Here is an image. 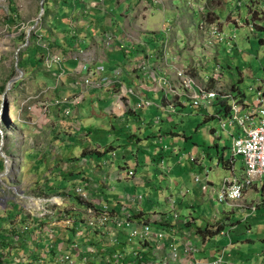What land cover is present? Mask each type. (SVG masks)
<instances>
[{"label": "rangeland", "instance_id": "1", "mask_svg": "<svg viewBox=\"0 0 264 264\" xmlns=\"http://www.w3.org/2000/svg\"><path fill=\"white\" fill-rule=\"evenodd\" d=\"M201 20L206 21L205 30L214 26L221 32L234 35L237 48L232 52H228L225 46L219 49L215 47L214 51L209 50L212 48L205 44L206 34L197 27ZM109 22H115V26ZM249 25H252V31H249ZM164 28L166 29L163 30ZM115 29L122 34L123 31L129 35L133 34V37L129 38L132 45L150 44L151 39H155L158 42V50L154 51V54L161 52L165 42H168L170 54L179 49L176 51L179 64L192 68V75L200 85L204 84L205 76H209L207 87L223 89L224 77L227 80L237 79L238 68L244 73H250L251 77H246L239 85L250 99L247 88L254 84L255 79L264 80V0H0V230L13 227L19 232L27 228L26 237L33 244L38 233L59 228L57 224L63 223L66 217L71 219L69 211L73 208L80 209L83 204V212L87 213L93 207L90 206L91 202L76 200V187L73 186L85 180L79 182L72 177L64 178L71 170L74 171V176L78 170H88L90 156H84L87 164L81 163L83 148L80 141H67L69 126L76 128L84 125L76 115L74 118L71 116L77 113L72 105L66 109L69 115H65L63 106L67 105L61 101L76 96L82 100L83 94L79 91L71 94L72 91L69 87L66 88L65 83L68 76L74 80L73 84L77 80L73 74L77 63H87L92 67L91 64H94L98 56L92 47L81 51L82 39L87 38L93 45L96 44L95 38L100 35L113 33L118 37L120 33L117 34ZM166 30L167 37L160 35L161 31ZM103 44L105 46V42ZM35 52L40 60L38 62L34 60ZM55 58L58 62H54ZM121 58L124 56L119 53L111 56V59L116 61ZM215 70L218 71L217 75ZM71 72L72 75H67ZM224 92H228V89L224 88ZM159 98L160 94L155 98L150 97L149 100L155 104L160 101ZM184 102L185 106L177 115L169 116V122L160 124L165 133L161 135L168 139V142L163 143L168 145L169 149H175L177 154L165 155L162 164L153 149L149 157L144 154L137 157L139 164L145 162L148 171L149 168L156 171L155 178L163 181L160 187L164 188L169 179L181 175L184 180L179 179V182H182L188 191H194L199 201L201 195L197 191V185L189 178V164H196L197 159L190 162V154H193V157L204 154L203 163L209 172V180L219 185L226 172L221 163L218 167L216 164L224 146L227 153L230 141L225 137L226 132L219 129V117L203 122L205 116H216L220 110L219 105L199 111L191 108L188 101ZM73 107L77 108V105ZM153 109H148V117L151 115L149 113L154 112ZM71 117L74 120L73 127L65 121ZM150 125L151 128L147 131L158 128L153 123ZM211 130L220 133V138L211 133ZM170 132L174 135L171 136ZM94 136L89 138L88 143L97 142L106 146L109 144L115 148L116 157L113 162L118 163L119 170L127 169L128 166L137 168L135 156L131 154H135L136 148L129 143L125 135L99 132ZM144 140L142 144H146L147 140ZM194 142L198 145L193 147ZM65 143L68 146H65ZM216 143L219 146V154ZM155 155L158 159L152 161L151 157ZM178 160H183L179 166L176 165ZM68 162L69 165L65 164ZM167 167L175 168L172 174L163 176L161 172L166 171ZM196 167L195 176L203 179L204 173L202 175L197 165ZM123 175L126 177L131 174L127 172ZM91 176L93 175L91 174L90 178ZM108 185L112 186L111 183ZM204 185L208 184L200 183V187ZM93 186L95 188L97 184ZM66 189H70L72 198L67 196L64 191ZM137 189L136 195L144 197L140 203L144 201L149 210L155 207L162 209L163 205L165 206L164 202L169 196V192H163L165 188ZM211 191L208 186L204 191L206 198H213ZM98 192L99 198H104L105 202L113 201L110 196L117 195L112 192L109 194L110 192L102 188H99ZM194 193L188 197L193 198ZM131 194H134V191ZM54 198L58 202H54ZM72 200L77 201L78 206L69 205ZM204 203L210 213L207 219L200 220V224L205 225L207 221L214 223L215 215L224 209L221 220H224L225 234L228 235L223 238L215 236L210 242L224 246L228 244L229 238H233L237 241L233 247L247 254H241L243 259H257L256 254L264 249L262 183L253 182L245 186L242 197L237 202L214 206L213 201L209 203L206 199ZM173 205L174 203L171 206ZM201 210V206L196 207L197 217H200ZM37 230L39 232H36ZM131 241L135 242L137 239L133 238ZM7 249L10 259L5 256L4 263H9L14 257L8 246L5 251ZM71 257L74 260L72 255Z\"/></svg>", "mask_w": 264, "mask_h": 264}, {"label": "crops", "instance_id": "2", "mask_svg": "<svg viewBox=\"0 0 264 264\" xmlns=\"http://www.w3.org/2000/svg\"><path fill=\"white\" fill-rule=\"evenodd\" d=\"M104 1V0H100ZM110 1V0H106ZM117 1V0H116ZM124 2V0H123ZM123 18V16H122ZM114 21L115 19H111ZM110 20V21H111ZM111 23V22H109ZM119 26V25H118ZM121 29V26H120ZM164 28L163 30H165ZM116 30V29H115ZM166 31H161L160 35L164 34L167 37ZM116 33L119 34L120 32L116 30ZM122 34V33H120ZM117 37L119 40L123 39V42L125 44V50L119 49L116 46H113L111 48H106L103 44L105 36L100 35V37L95 38V43L93 45L90 41H88L87 38L82 39L81 51L84 52L85 50L89 49L90 47L94 48V53H98V56L96 57V60L94 61V64H91L94 68L95 66L102 65L104 66L106 72H109L116 67H121L123 69L124 76L122 77V82L126 86L133 87L137 91L141 92L143 97L145 99H148L150 97L155 98L156 95L160 94V101L153 104L150 100V102L153 104L152 106H145L143 109L138 110L137 112L125 111L123 115H120L119 113H116L113 111V107H117L121 104H124L126 106H131L135 101H137L132 95H126V100L124 102H118L117 99H115L112 89L107 90L106 88H103L101 90H91L85 93H82V100L73 110H75L77 113L72 114L71 116L74 118V116H77V119L80 120V122H83L82 124L84 127L77 126L74 128L73 118L71 119H65L67 121V124H70L73 128H70L69 126V133L67 135V141L70 143L71 140H78L81 143L82 146V157L80 159L81 163L87 164L86 159H84V156H90V166L88 170H78L76 173V176L72 175L74 171H69L68 174L64 176L66 179H70V177L74 178L75 180H85L82 184L84 186V194L87 196V202H91L90 206H93V208H101L102 206L108 205L111 209L112 216L117 215L118 217L122 216H128L130 220L136 225L141 226L142 224L149 223L151 226L152 231L158 232L160 230H164L165 232L170 233L169 231H174L172 234V239L168 237V240L172 241L176 249L178 250V253L183 255L182 248L185 244L190 243L193 246L197 247L198 253L195 255V257L198 259L200 264H208L210 263L214 256L219 251H224V262L225 261H233L235 264H262L264 263V249L260 250L256 256L258 257L255 260L250 259H243L242 255L245 251H242L238 248L235 249L233 247L234 243L237 241H234L233 238H229L228 244H225L224 246H220L218 244L213 245L210 240L211 237H205L196 234L192 227L193 226H213L215 223L223 224L224 220H221L222 212H224V209L220 211L219 214L215 215V218L213 219L214 223H211L210 221H207L205 225L200 224V220H205L207 217H209L210 211L208 210L207 205L204 203L206 199L211 203L213 201V205H215L214 200L212 196H208L206 198L205 192L200 188L199 185L196 186L199 191L201 197L200 200H197L196 193L194 191H188V189L184 186V184L180 181H183L184 179L182 176L178 175L175 177V179H169V183L167 186H164V188L160 187L159 185L163 184V181L160 182L158 178H155L156 171H153L149 168V171L146 169L147 165L143 161L142 164H139L137 155L144 154V156H150L151 150H154V153L159 155L158 158H160V163L162 164V158L169 154V155H176L177 152L175 149H169L168 145H165L163 142H168L167 137L163 133V130H161V123L167 122V118L169 116L167 114H164L163 109L160 108L161 105H164L165 99H163V94L161 91H158L155 89L156 82L159 80L161 73L168 72L167 65L168 61L167 59H164L161 55V52H157V54L153 55H144V49L139 44H134L129 41L131 37H133V34L129 35L126 34L123 31V36L121 35ZM84 37V36H83ZM128 38V39H127ZM139 42V41H138ZM165 42V40H163ZM166 46H168V42H165ZM150 47V50L156 51L158 50V42L153 39H151V43L148 44ZM164 48V46H162ZM221 47V46H220ZM218 47V49L220 48ZM237 48V45L235 46ZM169 49V47H168ZM172 49V45H171ZM218 49L215 51L216 55L218 54ZM179 50V49H178ZM173 50L172 54H169V58L174 59L175 63L178 62V56L176 54V51ZM119 53L121 56L123 55L124 58L121 60H113L111 59V56L113 54ZM161 56V57H160ZM179 63V62H178ZM79 64L77 63V67ZM77 67L73 74L76 72ZM231 70V68L229 67ZM264 69V67H263ZM238 77L237 79H225L224 77V88L228 89L229 92L233 93L235 96L238 94H245L244 91H242L239 87L241 83L244 82L246 77H251L250 73H244L241 69H238ZM171 73V71H170ZM225 73V72H224ZM67 75H72V72ZM219 79V77H217ZM67 83H65L66 88L70 89L72 91L71 94L77 93V88H73L72 84L74 80L68 76ZM223 79V76H222ZM220 80V79H219ZM170 96H168L167 99H169ZM71 105L63 106V108L68 109V107ZM220 106V105H219ZM154 108L153 113L148 117V109ZM62 109V108H61ZM227 109V105L224 102V115ZM63 110V111H65ZM62 111V112H63ZM178 108V113H179ZM223 113L222 106H220L219 112L217 114L219 116L220 113ZM177 113V114H178ZM173 114V115H177ZM153 115V116H152ZM172 116V115H171ZM210 116H205L204 119L209 118ZM169 122V121H168ZM155 124L158 126L156 129L155 127L152 128L150 131H147V129L151 128L150 124ZM171 123V122H170ZM104 134H115L117 136L119 135H125L126 138H128L129 143L133 145L134 148H136L135 154L131 152L132 155L135 156L136 161V167L131 168L130 166L127 167V169L119 170L118 163L113 162L115 159L114 154V147H109V151L107 150L106 145H101V143L97 144H90L88 143L89 138L91 136H94L96 133ZM212 133V130H211ZM234 136H236L237 132L234 130L232 132ZM99 135V134H97ZM139 135V136H138ZM170 135L173 136L174 134L170 132ZM82 136V137H81ZM96 137V136H94ZM186 140L187 138L183 136ZM225 137L229 139V147L227 150V153L225 152V146L222 149L221 153H218V143H216V150L217 154H219V158L217 161L216 166L218 167V164H222V167L224 168L223 178H230L232 176H235L236 178H242L244 174V166L243 162L239 157H236L234 159V162L232 164L229 163V160L231 158L230 155V145L232 140L231 132H226ZM142 138V139H141ZM144 138L147 140L146 144L144 143ZM220 138V137H219ZM218 138V139H219ZM88 144V145H87ZM65 146H68L67 143L64 144ZM87 145V146H86ZM109 145V144H108ZM197 142L193 143V147L197 146ZM84 146V147H83ZM224 150V151H223ZM94 151V152H91ZM106 151V152H105ZM180 151V150H178ZM190 154V153H189ZM114 155V156H113ZM191 155V154H190ZM193 157V154L191 155ZM108 157V158H107ZM111 157L113 160H111ZM152 161H155V157H151ZM184 159L185 156L183 157ZM196 160V164H189L190 167V174L189 178L194 181V176L196 175V165L198 166L199 171H201V174L203 175V179L201 180H207L208 186L212 189L210 192L211 195H213L214 191L218 189L219 185L214 184L211 180H209V172H207V167L203 163L205 156L204 154L194 156ZM210 158V157H209ZM183 161V160H182ZM182 161L178 160L176 161V165H181ZM88 162V161H87ZM92 162V163H91ZM70 164V162L65 163ZM117 165V167H116ZM70 167V166H69ZM84 168V167H83ZM175 167H167V170L163 173V176H168L167 174H172V171H174ZM156 169V168H155ZM186 169V168H184ZM126 170V172H125ZM127 172H130L131 175H127L126 177L123 174H127ZM147 172V173H146ZM93 176L90 175L91 174ZM90 174V175H89ZM89 175V176H88ZM222 181V180H221ZM220 181V183H221ZM97 186L94 188V184ZM108 183H111V185H108ZM182 183V184H181ZM255 183H262V182H255ZM100 185V187H99ZM78 186V185H77ZM74 185L73 187H77ZM92 187V188H91ZM144 189V188H153V190H163V192H169V196L165 200V206L163 205L162 209H159L158 207L153 208L152 210H149L145 207V203H140V200L143 199L142 196L141 199H139L138 189ZM102 188L103 190L112 193H117V195L110 196L113 201L105 202V199L99 198L98 196V189ZM216 188V189H215ZM66 191L67 196H72L70 189L64 190ZM132 191H134V194H131ZM174 191H177L174 193ZM193 198L188 197V195L193 194ZM72 198V197H70ZM69 198V199H70ZM148 198V196H146ZM79 198L76 197V200ZM171 201L174 202V205L171 206L169 203ZM67 202V201H66ZM68 203V202H67ZM71 203V204H70ZM68 203L69 205H76L77 201L72 200V202ZM73 203V204H72ZM78 206V205H76ZM82 207L80 209L73 208L72 211H69L71 215V219L66 217V219L70 220L69 227L63 222H59L57 225L59 228H53V230H50L49 232L42 231V233H38V236H36V242L33 244H30L26 246L28 250L31 248L38 249V252H47L48 256L45 257V259L52 260L51 252L53 254V251L50 250V246L53 245V248L57 251V248L54 246V239L56 241V246L62 245L63 252H66L68 249V243H70L72 240H75V242L81 247H84L87 243L92 244L93 246L97 248H103L105 251H114L117 253H124L125 256L123 258V261H125L124 264L127 262H133L134 259L131 258L128 254L132 250H141V260L137 259L136 262L142 261L145 264H173L169 262V249H168V243H166L164 240H159L157 242H151L147 241L144 243H141L138 239L135 242H132L130 236L123 230L119 229L118 232L113 235V238H109V233L107 234L108 230H106L104 235H101L102 233L97 230H88L84 227L83 220L86 218V214L84 213V205L81 204ZM201 206V213L200 217H197L195 215L196 207ZM78 208V207H77ZM184 209L185 211H183ZM206 210L208 212L206 213ZM217 213V211H216ZM174 214L178 215V219L174 218ZM205 214V217H204ZM63 219V218H62ZM186 219L189 225L187 223H183V221ZM77 226L81 227L82 233L80 235H73V229ZM47 227V225H46ZM110 228L112 226H109ZM234 229V227H231ZM249 231V230H247ZM36 232H39L37 230ZM107 234V235H106ZM28 235V234H27ZM227 235L225 234V227H223L220 234L216 236H221L222 238ZM228 236V235H227ZM215 237V236H214ZM212 237V238H214ZM111 239V240H110ZM128 239V240H127ZM210 242V243H209ZM46 247V248H45ZM47 249V250H45ZM245 250V247L243 248ZM25 252V251H24ZM74 261L80 260L81 256L76 255L75 253L72 254ZM88 256V255H87ZM89 257V256H88ZM114 264V263H113ZM119 264V263H117ZM120 264H122L120 262ZM179 264V263H178Z\"/></svg>", "mask_w": 264, "mask_h": 264}, {"label": "built area", "instance_id": "3", "mask_svg": "<svg viewBox=\"0 0 264 264\" xmlns=\"http://www.w3.org/2000/svg\"><path fill=\"white\" fill-rule=\"evenodd\" d=\"M206 21L201 20L198 23L199 29L206 34L205 44L209 49L214 51L215 47L225 46L228 52H232L235 48V36L221 32L217 27L209 26L205 30ZM249 31L253 30L252 25L248 26ZM122 41V40H121ZM113 33H109L104 38L105 47L111 48L113 46L119 49L125 50V44L121 42ZM143 47L144 55L154 54L153 50L149 49L148 44L139 43ZM161 48V55L164 59L169 60L167 65L168 72H163L160 75L159 80L156 82L155 89L161 91L163 94L164 105L160 108L163 109L164 114L171 116L181 111V108L185 106V100L188 101L189 106L199 111L208 110L214 105H220L223 109V115L216 114L219 120V129L225 132H231L232 140L230 145L231 158L229 163L232 164L236 157H239L243 162L244 174L241 179L232 176L230 178H223L218 189L213 193V200L215 205H224L237 202L241 199L244 187L253 182H262L264 177V80L255 79L254 84L247 88L250 93L248 99L246 93L234 95L231 92H224L223 89H216L207 87L209 76H205L204 84L200 85L195 81L193 77V69L187 66H182L178 62L175 63L174 59L169 58L168 46L163 45ZM208 49V48H207ZM150 54V56H151ZM161 57V56H160ZM54 62H58L55 58ZM171 71V73H170ZM216 75L218 71L215 70ZM77 80L72 85L73 88H79V92L84 93L91 90H101L103 88L112 89V93L118 102L127 101L126 95H132L137 101L131 106L121 104L117 107H113V111L123 115L125 111L137 112L143 109L145 106H152L153 104L145 99L141 92L137 91L133 87L126 86L122 82L123 69L116 67L115 69L106 72L104 66L99 65L91 68L87 63H79L76 72L74 73ZM248 93V94H249ZM168 96H170L169 99ZM80 97H72L68 100L63 99L62 104L66 105H78ZM224 102L227 105V109L224 115ZM56 104L59 102H55ZM65 115H69L68 110L65 111ZM237 132L236 136L232 132ZM212 133L217 134V138L220 137V133H216L212 130ZM114 156V155H113ZM194 157L190 155V162H194ZM205 182L198 176H194V183L200 186V183ZM203 191H206L208 185H204ZM75 195L84 203L87 202V196L84 194V186L78 184L74 189ZM141 199V197H138ZM55 199V198H54ZM58 202L57 199L54 202ZM174 202L171 201V205ZM62 208H60L61 210ZM254 211V209L252 210ZM174 218L178 219V215L174 214ZM64 219V218H63ZM64 223L69 227L70 220L66 219ZM84 227L88 230H97L104 235L108 230L109 238H113L119 229L123 230L130 236V238L138 239L141 243L151 241L157 242L164 240L168 243L169 249V262L173 264H200L195 255L198 253L197 247L190 243L185 244L182 248L183 255L180 256L178 250L174 246L173 242L168 240V237L172 239L174 231L165 232L160 230L153 232L149 223H144L141 226H136L129 218V215L118 217L112 216L111 209L108 205L101 208H90L86 214V218L83 220ZM183 223H187L186 219ZM109 226H112L111 228ZM26 229L20 230L18 235H15L14 243H20L24 246L30 247L31 240L26 237ZM49 229L48 231H50ZM73 235H80L82 229L80 226L74 227ZM106 234V235H107ZM111 240V239H110ZM54 239V246L57 251L51 245L50 250L52 260L45 259L48 256L47 252H38V249L33 248L28 251L37 255L35 260H31L28 254L22 251L18 256L13 257L14 264H117L120 262L125 263L123 258L124 253H117L114 251H105L103 248H97L92 244L87 243L84 247H81L72 240L68 243V249L63 252L62 245L56 246ZM46 248V247H45ZM47 250V249H45ZM75 253L81 256L80 260L74 261L71 255ZM141 250H132L128 255L134 259L126 264H145L141 260ZM89 257H88V256ZM12 263V264H13ZM208 264H235L233 261L224 262V251H219L214 256L213 260ZM264 264V263H262Z\"/></svg>", "mask_w": 264, "mask_h": 264}, {"label": "trees", "instance_id": "4", "mask_svg": "<svg viewBox=\"0 0 264 264\" xmlns=\"http://www.w3.org/2000/svg\"><path fill=\"white\" fill-rule=\"evenodd\" d=\"M111 24H112V26H115V22H113ZM74 38H75V36H74ZM74 38H72V39H74ZM259 43H262V42H259ZM34 60L37 62L40 61V60H38L36 52L34 54ZM19 67H21V66L19 65ZM215 117H217V116L212 115L209 118L204 119L203 122H207L211 119H214ZM111 146L112 145H108L107 146L108 148L106 151H109V149H110L109 147H111ZM0 168H1V166H0ZM263 189H264V177L262 180V190ZM145 223H146V221H145ZM187 225H189L188 222H187ZM223 227H224L223 224L215 223L213 226H209V225L196 226L195 225L192 227V229L196 234L202 236L203 238H205V237H211L212 238V237L220 234ZM3 231H7V232L4 234V233H2ZM7 233H9V234H7ZM15 235H18V231H16V229L13 227H4V228H2V230H0V264H12L13 263V261H10L9 263L3 262V260H5V256H6V259L9 257V250L7 249L5 251L6 246H8V248L11 249V251L14 254V257L18 256L22 251H25L31 260H35V257H37V255L32 254L33 252L28 251V248L26 246L21 245V243H20L21 241H19L18 243H14L13 242L14 239L12 237ZM9 259H10V257H9Z\"/></svg>", "mask_w": 264, "mask_h": 264}, {"label": "water", "instance_id": "5", "mask_svg": "<svg viewBox=\"0 0 264 264\" xmlns=\"http://www.w3.org/2000/svg\"><path fill=\"white\" fill-rule=\"evenodd\" d=\"M40 7H41V9L43 8V1L40 3ZM13 81H15V80H13Z\"/></svg>", "mask_w": 264, "mask_h": 264}]
</instances>
